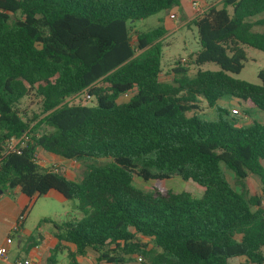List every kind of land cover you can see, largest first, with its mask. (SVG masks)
Segmentation results:
<instances>
[{
    "label": "trees",
    "instance_id": "16d2710c",
    "mask_svg": "<svg viewBox=\"0 0 264 264\" xmlns=\"http://www.w3.org/2000/svg\"><path fill=\"white\" fill-rule=\"evenodd\" d=\"M179 1L0 0V189L19 188L29 205L53 190L81 213L39 221L52 224L57 241L45 264H57L61 245L68 264H80L89 249L107 264L134 256L141 264H264V122L232 125L222 107L213 120L196 115L197 103L212 107L225 95L264 111V69L258 84L233 76L246 61L243 46L264 52V0H221L199 13L192 19L199 48L189 54L195 73L176 60L165 80L167 28L136 32L132 42L130 26ZM207 62L219 69H202ZM81 94L89 104L68 100ZM23 98L36 109L20 107ZM24 133L19 152L1 155ZM40 151L80 163V179L42 168L34 161ZM249 174L259 194L247 189ZM135 176H177L202 194L145 191ZM34 243L31 236L28 247Z\"/></svg>",
    "mask_w": 264,
    "mask_h": 264
},
{
    "label": "rangeland",
    "instance_id": "374dc122",
    "mask_svg": "<svg viewBox=\"0 0 264 264\" xmlns=\"http://www.w3.org/2000/svg\"><path fill=\"white\" fill-rule=\"evenodd\" d=\"M213 2L218 7L222 6L221 0H210V3L205 4V0H180L179 3L171 8L170 11L178 13L179 19L175 20L169 17V12L161 11L157 14L151 15L145 19L137 20L131 23L130 36L132 42L135 40L136 32L146 31L157 27L160 24H164L167 28V33L162 38V57L161 66L162 74L165 80H170L169 74L170 69L175 67L176 60H179L181 65L187 68V74L193 75L196 71V66L192 65L189 58V54H192L199 48L197 43L196 28L192 24V19L195 18L199 13L204 12L208 4ZM226 9L230 12V7ZM261 29V28H256ZM246 53V61L243 63V68L237 74H233L235 78L245 80L251 83H260V79L257 74L260 70L264 69V52L258 49L243 46ZM181 58H185L184 61ZM202 69H219L218 65L207 62L200 66ZM169 73V74H168ZM171 75V74H170ZM85 95H75L68 98L69 101L83 102L89 104L88 101H84ZM198 110L196 115L200 119L213 120L217 117L216 107H222L228 112L225 118L232 125L247 126L250 125L253 119L264 122V111H258L254 109H247L243 101L237 97L231 95H225L212 107H209L205 101L197 103ZM20 107L28 106L30 110L36 109L37 104L30 102L29 99L23 98L20 101ZM231 108H235L239 111L238 114H231ZM41 154H44L41 152ZM45 157V156H44ZM45 165L41 166L45 170L64 172L69 178L80 179L82 165L74 161H62L59 158H47L45 157ZM107 159H99L98 163H104ZM223 175L230 185L240 190V186L236 184L235 176L232 171L228 170L224 164H220ZM133 182L136 187L142 190H151L153 188L158 189H172L175 191L188 190L196 196L202 194V188L196 183L188 180L184 181L181 178L174 176L169 179L161 181L148 180L144 181L138 177H134ZM246 187L251 193H260V183L258 177L254 174H249L246 179ZM12 202V198H0V208L12 207L9 203ZM76 200L66 199L56 191H49L47 194L34 197L32 199L27 211L24 213V224L25 230L33 231V235L38 230L42 234L53 229L52 224L48 222L39 221L42 218H51L57 223L78 219L81 213L76 209ZM9 220L5 219V223H0V241L6 234L13 235V247L17 245L18 234L12 230H8L6 222ZM96 253L92 250H88L85 255L79 257L82 260V264H107L99 263L96 261ZM234 261H232L233 264ZM69 258L67 251L62 249L57 253V264H68ZM125 264H141L137 260V256H134L130 262Z\"/></svg>",
    "mask_w": 264,
    "mask_h": 264
},
{
    "label": "crops",
    "instance_id": "0c3cea01",
    "mask_svg": "<svg viewBox=\"0 0 264 264\" xmlns=\"http://www.w3.org/2000/svg\"><path fill=\"white\" fill-rule=\"evenodd\" d=\"M207 3H210V0H205V4H207ZM211 5H216V4L211 2V4H208L207 7H209ZM169 13L177 14L178 19H179L180 15L178 13L172 12V11H169ZM41 152L42 151H40V154H41ZM41 155L44 159H45V157L53 158V159L59 158V157H56L54 155H50L47 153H44ZM59 159L62 161H70V160H65V159H61V158H59ZM70 179H73V178H70ZM51 191H53V190H51ZM0 198H12L13 199L11 203H9L8 199H7V202L9 203V205L12 206V207H10V209L9 208H2V209L0 208V223H5V219L9 220L8 222H6V226H7L8 230H12V226L15 223L17 216L20 214V212L27 205H29V198L25 194L21 193V191L17 187L13 188L11 190L2 191L0 193ZM23 224H24V222L22 223L20 229L18 231H16L18 234V240H17V245L15 247L12 246L13 241H14V237H13V235H10V234H6V236L3 239H1L0 245L4 244L5 238L7 236H10V237H12L13 241L8 246V249H7L9 259L12 260L15 258H20V257H30V258L36 260L38 264H45L46 258L48 257L50 250L57 243L56 239L52 235L53 229L51 231L46 232L45 234H42L40 231L37 230L35 232V235H33V231L25 230L23 227ZM31 236H35L36 243H34L31 247H28V245L31 244ZM235 239L239 240L240 235L235 236ZM68 247L71 250L74 249L72 245H68ZM62 249H65L67 251V249L65 248L64 245H61V250ZM79 257H81V256H77V261L80 264H82V260H80ZM0 264H1V262H0Z\"/></svg>",
    "mask_w": 264,
    "mask_h": 264
},
{
    "label": "built area",
    "instance_id": "2783aa9c",
    "mask_svg": "<svg viewBox=\"0 0 264 264\" xmlns=\"http://www.w3.org/2000/svg\"><path fill=\"white\" fill-rule=\"evenodd\" d=\"M170 18H173L175 20L178 19L177 14H170L169 15ZM182 61L185 60V58H181ZM231 112L233 114H238L239 111L235 108H231ZM28 139L27 135L24 133L23 135H21L20 137H11L9 138L6 142L5 145L3 147V151L1 153V155H4L5 153L9 152V151H16L19 152V146L23 145L25 143V141ZM34 161L40 165L43 166L45 165L46 161L45 159L42 157V155L40 154V152H37L34 155ZM262 202L264 203V197L262 198ZM24 213H20L17 216V219L15 221V223L12 226V230L14 232L18 231L20 229V226L22 225L23 221H24ZM12 237L7 236L5 238L4 244L0 245V262L1 264H38L36 260L30 258V257H20V258H15V259H9L8 258V246L12 243ZM140 257H137V260L140 261Z\"/></svg>",
    "mask_w": 264,
    "mask_h": 264
},
{
    "label": "water",
    "instance_id": "95a60500",
    "mask_svg": "<svg viewBox=\"0 0 264 264\" xmlns=\"http://www.w3.org/2000/svg\"><path fill=\"white\" fill-rule=\"evenodd\" d=\"M2 192V190L0 189V193Z\"/></svg>",
    "mask_w": 264,
    "mask_h": 264
}]
</instances>
